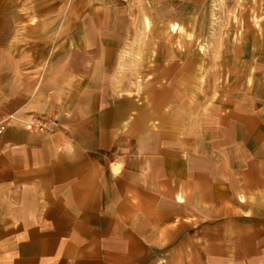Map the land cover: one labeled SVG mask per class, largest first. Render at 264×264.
<instances>
[{"label": "crops", "instance_id": "obj_1", "mask_svg": "<svg viewBox=\"0 0 264 264\" xmlns=\"http://www.w3.org/2000/svg\"><path fill=\"white\" fill-rule=\"evenodd\" d=\"M224 4L0 0V264H264V21Z\"/></svg>", "mask_w": 264, "mask_h": 264}, {"label": "rangeland", "instance_id": "obj_2", "mask_svg": "<svg viewBox=\"0 0 264 264\" xmlns=\"http://www.w3.org/2000/svg\"><path fill=\"white\" fill-rule=\"evenodd\" d=\"M223 4V1H222ZM224 6L226 7V15L222 14V18L226 16L227 20L231 18V20H236V21H251L256 20V21H264V12L263 14H254L249 11H251L252 8L258 7V9L263 10L264 9V0H225ZM234 6H242V11L243 13H237V14H232V8ZM233 18V19H232ZM241 18V19H240Z\"/></svg>", "mask_w": 264, "mask_h": 264}, {"label": "built area", "instance_id": "obj_3", "mask_svg": "<svg viewBox=\"0 0 264 264\" xmlns=\"http://www.w3.org/2000/svg\"><path fill=\"white\" fill-rule=\"evenodd\" d=\"M28 131L42 135L54 134L60 127L58 116L54 113H48L39 116H32L24 124ZM4 126L0 125V134L3 133Z\"/></svg>", "mask_w": 264, "mask_h": 264}]
</instances>
